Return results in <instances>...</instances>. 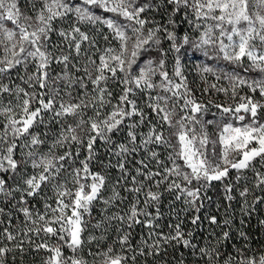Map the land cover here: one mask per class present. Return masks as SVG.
<instances>
[{
  "label": "snow or ice",
  "instance_id": "snow-or-ice-1",
  "mask_svg": "<svg viewBox=\"0 0 264 264\" xmlns=\"http://www.w3.org/2000/svg\"><path fill=\"white\" fill-rule=\"evenodd\" d=\"M173 5L174 12L184 11L185 15L191 12L197 21L211 20L214 23L208 24L199 38L190 41L189 37H183V43H191L192 47L202 52L209 59H223L232 64H242L245 58L250 62V68L264 73V0H167ZM39 4V7H37ZM151 3L138 4L137 0H27V9L34 13L28 15L26 10H22L19 0H0V94H13V89L5 83L9 74L18 66H23L27 75L26 83L29 86L38 85L40 89L49 88V82L56 83V80L64 82V95L69 99L65 100L61 95L59 87H51L52 95L45 100L46 93H28L23 88L16 86L15 95L17 98L23 93L21 103L16 105L20 111L19 118H15L14 109L11 106L0 108V115H5L7 123L4 124L0 132V172H12L21 167V164L14 159V153L18 145L16 141L21 137L30 136V143L26 145L32 149L45 144L39 135L30 131L39 122L44 123L42 113L49 112L52 119L60 125L59 136L49 147V155L36 158L37 153L27 152V157L32 159V167L40 171L28 177L24 184L26 187H7V181L0 178V193L11 196L13 191H22L20 203L26 204L25 196L37 195L42 185L52 184L56 192V207L46 204L44 213L37 212L36 219L32 218V213L28 207H22L26 222L30 221L32 227L25 225L23 234L28 233L39 235L40 232L59 235V239L71 250L72 255L64 256L61 246L49 247L46 243L36 245L37 249L44 248L52 255L46 264H86V261L76 255L82 247L84 241L81 234L84 231L83 214L89 213L93 201L99 198L100 191L105 183V177L99 173H92L89 169V161L93 158V145L97 139L105 143L111 142V135L120 131L127 120L133 117L128 124L129 144H119L117 155L135 152L137 133L134 129L145 123L146 113L138 106L135 99L136 93L159 90L155 96L149 95L147 107L159 117L158 123L163 128L167 125L172 129L171 135L175 137L176 144H172L171 139L166 137L163 131H158L156 124H151L149 131L144 135L141 144L144 148L149 145H162L172 148L168 160L171 166L163 161L157 160L162 171L143 172L137 169V175L143 176L146 181H154L157 188L161 184H166V191L176 194V199L183 198L184 203L199 211L198 202L206 194L207 189L214 181H223L229 176L231 170H236L239 174L243 170L252 168L255 171L254 186L261 188L264 186V173L255 168L254 161L264 168V123L260 122L258 113L264 110V103L254 100L252 96H240V102L235 106H224L216 104L220 110L221 118L228 117L231 120L245 121L250 117V123L235 126L231 122L217 124L215 138H212L207 126L216 123L214 120H207L202 123L198 116L207 111L206 107L198 102L189 88L187 77L181 69L179 56L176 57L174 76L179 78L178 82L170 78L165 67L166 51L160 49L158 60L148 59L137 71H133L137 65L142 52L150 50L152 45H160L161 41L157 33L163 29L167 33V39L173 43L171 48L179 53L181 45L176 43V36L173 32H168L163 25H158L155 29L145 26L151 23L150 20L142 18V13L152 8ZM93 9H100L106 13H112L115 17H121L127 23H120L113 17L98 15ZM75 17L74 23L69 29H61L58 35L62 38L68 49L67 52L59 44L52 43V33L56 31L53 22L57 20ZM80 23L91 25H103L109 29L113 38L118 40L119 48L107 47L99 55L97 63L93 59L94 53H85L86 60L82 67H79V57L82 55V45L87 42L90 48L96 47L95 41L82 31L78 26ZM169 23L174 21L169 20ZM191 23V21H190ZM11 25V26H9ZM199 29L201 25H194ZM218 31L219 35H215ZM104 36V40H108ZM227 41V43L225 42ZM145 46H148L147 48ZM59 55L56 54V51ZM99 51V49H97ZM73 53L75 54L73 56ZM73 60L76 62L73 63ZM53 63L62 64L65 71L62 76L53 79L50 68ZM29 65H33L35 71L27 73ZM76 72H83L82 76H76L68 71L69 66ZM249 69H245L248 71ZM216 69L205 65L200 68V72L215 74ZM118 73H123L122 77ZM159 75L160 82L154 81L153 77ZM231 86L232 99L238 95L237 90L246 86L252 93L259 92L264 97V78L246 79L236 73H224ZM203 79V75L201 76ZM21 79H24L22 76ZM220 79V76H217ZM109 81H118L123 86L121 94L116 97L117 103L112 104L113 93L109 90ZM93 87L89 89L88 85ZM218 92L227 94L229 88H217L211 85ZM80 89L76 96H73L75 89ZM208 89L205 88V91ZM160 92L164 93L163 95ZM39 106L33 108L32 102ZM211 103V102H210ZM111 107V111L102 114V109ZM91 109L93 116H87V110ZM71 117L72 123H68L65 118ZM86 117V118H85ZM197 125L199 129H197ZM46 135V134H45ZM68 144L69 150L62 155H57L53 149L64 147ZM78 146L75 153L71 151V145ZM86 147L89 155L85 160L80 161L81 167L72 169L73 182L77 185L73 192L66 187L65 183H59L62 171H66L65 164L73 160V156H79V149ZM153 158L157 157L155 151L151 152ZM143 164V161H141ZM119 167L124 170V164ZM147 168V164H143ZM158 178V179H157ZM239 175L237 179H239ZM133 184L136 185L127 189L136 194L137 198L124 215H116L112 219L126 222L129 227L133 224H140L139 217H149L152 213L147 208L152 204H158L161 193L153 192L150 188L145 192L144 181L137 182L136 177H132ZM55 181V183H53ZM88 181H91L88 183ZM226 199L232 200V187L225 186ZM113 199L121 200L119 192L113 190ZM249 188L245 187L241 192V197H246ZM143 194V207H140V195ZM65 198L69 202H65ZM111 201H105L110 203ZM264 202V198L257 197L254 203ZM71 210V215H67L66 210ZM3 212V209H0ZM48 212L53 215L48 217ZM156 215L159 216L157 209ZM211 223H216V218L209 217ZM199 216L192 219L195 224ZM40 222H43L40 224ZM11 223V221H9ZM227 224L228 221H225ZM264 223V221H262ZM40 224V226H36ZM59 225V229L53 227ZM146 225L152 226V221L147 220ZM97 227H100L97 224ZM17 234L5 228L0 237L8 242L15 241ZM151 245L144 241L148 249L147 254H158L161 247V240L167 244L172 241L183 243L185 247L196 249L190 239L185 238L180 226L176 225L174 235L158 234ZM68 239H65V237ZM191 236V233H188ZM228 232H224L223 239H228ZM241 236H245L241 233ZM31 240L30 237H28ZM129 235L118 237V243L122 250H130ZM128 246L127 249L125 246ZM15 248L23 251L21 244H16ZM13 248L7 244L0 247V264H6L5 258ZM238 257L229 255L224 260V264H264V253L259 255H246V249H237ZM145 255L142 249L139 253ZM200 257L204 258L206 264H219L222 254L218 247H203L198 249ZM89 255L93 253L89 252ZM102 258V264H127L128 257L114 252L109 246L106 251L96 253ZM134 262L136 257H131Z\"/></svg>",
  "mask_w": 264,
  "mask_h": 264
},
{
  "label": "trees",
  "instance_id": "trees-1",
  "mask_svg": "<svg viewBox=\"0 0 264 264\" xmlns=\"http://www.w3.org/2000/svg\"><path fill=\"white\" fill-rule=\"evenodd\" d=\"M19 3L22 7V10L28 11L26 8L27 0H19ZM137 3H145V0H139ZM173 8V5L164 2L161 7L156 8L155 13L150 12L149 10H147L145 13H142V18L150 20L153 19L151 17L157 14L158 16L156 17V19L159 22L157 25H163L167 28L169 32H173L179 37L182 36L185 32H189L190 16L189 13L185 15L183 10H181L180 12H174ZM93 11H95L96 13H100L98 9H93ZM107 16L115 18L118 22L122 24L127 23V21H124L123 18L115 17L114 14H107ZM169 20L174 21V23H169ZM165 34L166 33L163 32V29L157 33V36L161 41L160 45H152L149 51L141 53L137 65H134L133 67L134 72L137 71L138 67L145 64L148 59L158 60L160 58L159 50L161 48L165 50L166 44L168 43L166 41L167 38ZM91 35V39L95 41L97 49L102 52L105 49L107 42L103 43L95 33H91ZM52 41L54 44H56L53 38ZM109 45H111L112 48H118L114 42L108 43V46ZM187 45L185 46L186 48L188 47ZM96 47L90 48L88 43H84L82 45V55L79 57V67H82L85 63V53L87 52L91 54V49L95 50ZM145 47L147 48V46ZM97 49L95 51H97ZM195 51L196 49L190 52V59H193L190 62L202 60L205 62V64H211L216 68L220 66L219 63L213 62L212 59L205 57L202 53H196ZM100 52L93 56V59H96L97 62ZM74 55L75 54L73 53V56ZM185 60L186 59H184V61ZM184 61L182 62L184 63ZM75 62L76 61L73 60V63ZM228 68H225V70H227ZM73 70L74 72L71 73L75 74L76 76L83 75L82 71L76 72L74 68ZM33 71H35V69H33V66L29 65L27 68V73L30 74ZM63 72L64 69L61 68L60 70L58 65L56 68L54 67V71L51 73V75L53 78H55L54 80H56V77L62 76ZM9 75V79L16 82L15 87L18 85L20 88H23L28 93L35 92L39 94L43 93V90H45L40 89L38 85L29 86V83L25 82V80L27 79V75L23 66H18ZM22 76L24 77V79H21ZM118 76L122 77L123 73H118ZM158 76L159 75H157V77ZM109 83V90L113 93L112 104L115 105L117 103L116 97L121 94L123 86L120 85L118 81H109ZM54 85L55 86L52 87H59L60 90L65 89L64 82L62 80H56V83ZM50 88L51 87L45 90L47 91V93H49V96L52 95ZM79 91L80 89H75L73 91V96H76ZM47 98L48 96L45 95L44 99L46 100ZM135 99L137 100L136 96ZM137 103L138 106L142 108L147 115L145 123L141 124L138 128L134 129V131L140 129L142 130V133L147 134L151 124L154 123L153 119L156 114L152 113L151 109H147V106H143L142 104H140L141 100H137ZM32 106L33 108L37 107V103L33 101ZM110 111L111 107H107L104 109L105 113ZM47 115L49 114L47 113ZM93 115V111L91 109H88L87 116ZM262 116H264V113L262 114ZM47 117L49 118L48 120L44 119V123H40L38 127L36 123L30 131L32 132V134L39 135V137L45 141V144L41 145V152L49 154V147H51L53 141L59 136L61 128L55 122V120L50 119L52 118V115H49ZM205 118L207 120L210 119L216 121V125L222 124L224 122L223 119H216L214 116L210 115H207ZM136 119L138 118L133 117L130 120V123H132L133 120ZM65 120L68 123H72L71 117H68ZM156 125L157 129L163 131L165 136L169 137L171 139L172 144L175 145L176 139L174 136L171 135L173 130L169 129L167 125H164L163 128L160 127L159 123ZM212 127L209 126V129L207 131L212 138H215V128L213 129ZM119 133L120 131L110 134L112 146L115 145V143L113 142L114 139L117 141L120 139V136L118 135ZM121 144H129V138H127ZM129 146L133 147V145ZM154 147L158 151H160V156H158L159 159L156 158L155 160H160L167 163L168 155L170 152L173 151V149L162 145H154ZM146 149H143V151H145ZM103 150L104 149L101 147L98 154L95 153L93 155V158L88 162L89 169L92 170L93 173H100V167L103 168L105 167V165H107L110 169V174L107 175L105 171H102L101 173L107 175L109 178L112 177L115 179L110 180V186L112 187V190H110V192L106 195H109L107 201H111L110 206H115L118 204V200L113 199L114 193H111L115 189L116 192H119L120 197L122 198L121 200L127 202V207L129 208L130 205L135 202L137 196H127L124 194L125 188L123 187L120 180L117 179V175L120 172L119 164L123 163L124 166L127 167L128 163L135 164L141 160V157L142 155H144V153L143 151L137 152L136 150L135 152L117 155V148L111 154L113 161H111V159H108L111 162L110 164H107V157L101 156ZM53 151L57 155L61 153L59 147L54 148ZM88 155L89 153L85 152L83 157L86 159ZM111 164L112 166H109ZM247 172H245L246 177H242L240 180H234V178H231L230 180L225 179L223 181L212 182V184L207 189L206 194L202 196L201 200L198 202L199 211H197L196 208H192L186 205L184 203L183 198L177 200L176 194L166 191V187L164 185H160V187L157 188L156 185H154V181L137 180L138 182L144 181L145 192L150 188L153 192L161 193L159 203H154L147 208V211L152 213V218H146L141 216L139 217V219L142 221V223L133 224L132 227H129L126 222L124 225H120L119 222H117V219L111 218L112 216L109 217L110 220H106L108 218H104V220L102 218H99L104 213L110 215V211L104 212V210H106L104 207H100L97 202L93 203L90 210L91 214L87 216H92V218L86 217L87 220H84V231L82 234L84 244H89L90 241H92L94 245V249H92V251L95 253H102L106 251L109 246H111L119 254H123L128 257L127 264H206L205 259L200 257L198 254V249L206 246H215L219 248L222 254V259L219 261V264H224V260L227 259L229 255L238 257L237 249H246V255L249 256L264 253V223H262V221H264V202L254 203L257 197L264 198V187L262 186L261 188H256L254 186L255 180H253V173ZM19 176L20 172L19 170H16L15 173L7 172L0 177L7 181V187H11L14 189V183L11 184V182H13L12 180H16ZM58 181L59 183L64 182L63 180ZM226 185L232 187V200L226 199V195H228L225 192ZM245 187L249 188V193L246 197H241L240 192ZM17 193H22V191H14L13 196H11L12 200L7 198L3 199L1 198L0 194V209H3V212H0V233H3L4 230L2 228L7 226V224H9V221H11L9 220L8 214H17L13 212V210L15 211L19 206L22 205L20 203V196ZM124 197L127 200H125ZM143 199L144 197H140V207L144 206ZM25 200L27 201V203H29L28 205H30L31 207H34L39 202V200H36L35 196H25ZM157 209L159 211V216L156 215ZM196 216H199V220L197 221V223L193 224L192 219ZM213 216L216 218L215 224L211 223L209 219V217ZM145 219H149L152 221L151 227H146ZM225 221H228V223L226 224ZM97 224H99L100 227H97ZM176 225L180 226V230L184 233L185 238L190 239L192 244L196 245V249H193L191 247H185L182 242L178 243L176 241H172L170 243L165 244L161 240V247L159 253H153L151 255L147 254L148 249L145 247L144 241H147V243L151 245L156 239L160 238L158 234H163L165 236L174 235ZM21 229L22 228L20 227H15L12 232L13 234L19 233L17 237H19L20 240L23 241V243L21 244V247H23L26 246L24 241L29 238L28 236H25L23 234V231H21ZM224 232H228V239H223ZM188 233H191L190 237L188 236ZM241 233H244L245 236L242 237ZM125 234H128L130 237L128 243L131 246V249L127 251L122 250L118 243V237L123 236ZM13 243L14 241L8 242L2 237H0V247L7 244L8 247L13 248V251L8 253L5 258L6 264H32L33 260L29 259V254L31 253V250L26 249L25 251H20L19 248L13 247ZM127 247L128 246L126 245L125 248L127 249ZM142 249L145 251V255L139 254ZM65 251L67 253H70L68 248H65ZM78 253L79 252H77L76 254ZM133 255H135L136 257L134 262L131 259ZM233 264H235V261H233Z\"/></svg>",
  "mask_w": 264,
  "mask_h": 264
},
{
  "label": "rangeland",
  "instance_id": "rangeland-1",
  "mask_svg": "<svg viewBox=\"0 0 264 264\" xmlns=\"http://www.w3.org/2000/svg\"><path fill=\"white\" fill-rule=\"evenodd\" d=\"M138 1L139 0H137V2ZM74 2H79V0H74ZM164 2H167V0H145V3H151L153 5L152 8L149 9V11L154 12V13L156 11V8L161 7L164 4ZM37 7H39V4H37ZM26 8H27V5H26ZM98 11L100 12V13H97L98 15L105 16V17H109V16H107V14H112V13L103 12L100 9H98ZM27 14L28 15H34V13L31 12L30 10L27 11ZM157 16L158 15L156 14L153 17H151L153 19H150L151 23L147 24L145 26V29H147V28L155 29L158 26L157 24L159 22L156 19ZM189 16H190L189 22L191 21V23H189L190 24L189 32H187V33L185 32L182 36H179V37H178V35H175L176 36V43L178 45H181V50L179 53L175 52L171 48V45L173 42L169 39H166V41L168 43L166 44V47H165V51L167 53L165 56V61H166L165 67L169 73L170 78L176 80L177 82L179 80V78L175 77L173 74L174 67H175V60H176V57L179 56L180 61H181L182 72L187 77V83H188L189 88L192 89V93L194 95V98L198 102L202 103L207 109V111L203 112L202 114H200L198 116V119H200L202 123L207 121V119L205 118L207 115L208 116L209 115L214 116L216 119H223L224 122H231L235 126H241L242 124L250 123V117H246L245 121H243V122L231 120L228 117L221 118L220 110L217 109L215 107V105L221 104L224 106H228V105L235 106V104L240 102V96H252L254 100H257V101L264 103V97H261L259 95L258 91L256 93H252L246 86L240 87L237 90L238 95L236 96L235 99H232L230 83H229L228 79H226L224 76L225 72L236 73V74H238V75H240L246 79L252 80V79L264 78V73H260L257 70L251 69L250 68V62L247 60V58H245L243 63L239 64V65L232 64L228 61H224L223 59H212L213 62L219 63L220 66H218V68L212 66L211 64H205V62L202 60L190 62L193 60V59L192 60L190 59V56H191L190 52L194 51L195 49L192 47L191 43H189L188 45L184 44L183 43V37L185 35H187L189 37L190 41H195L199 38L200 34L204 31V28L206 27V25L213 24L214 22L211 20L197 21L195 19V17L191 14L190 11H189ZM74 23H77L74 16H72L69 19L57 20V21L53 22V26L56 29V31L54 33H52V35H53L52 38L54 39L55 43L59 44L61 46V48H63V50L66 52L68 51V49L66 47V44L63 42L62 38L58 35V32L61 29H65V30L69 29ZM196 23H199L201 25V27L199 29H196L194 27V25ZM9 26H11V25H9ZM78 26L81 28L82 31L86 32L90 38L92 37L91 33H93V34L95 33V34H97V36L101 39V41L103 43L107 42L105 48L111 47V45L108 46V43H110V42H114L116 44V46L119 48L118 40L113 38L111 31L109 29H107L106 26H103L100 24L91 25V24H86V23H80V24H78ZM215 35H217V36L219 35L218 31L215 33ZM104 36H108L109 39L107 41L104 40ZM165 36L167 38V33L165 34ZM225 42L227 43V41H225ZM52 43H53V41H52ZM85 43H87V42H85ZM186 45L188 46L187 48L185 47ZM96 49H97V47L95 48V50ZM91 50H92L91 53H94L93 56H95L97 53L100 52V50L99 51H95L93 49H91ZM53 51H56V49H53ZM102 52H100V54ZM195 52L196 53H202L199 50H196ZM2 54H3L2 51H0V55H2ZM56 54L59 55V52L56 51ZM182 54H184L185 56ZM184 59H186V60L184 61ZM182 61H184V63ZM98 62H99V60H98ZM58 65H59L60 70H61V68L64 69V66L62 64L53 63L51 65V68H50V73H52L54 71V67L56 68ZM143 65H141L140 67H142ZM205 65L212 66L214 69H216L215 74H213V73H203L202 74L200 72V68L205 66ZM31 66H33V65H31ZM225 68H228V69L225 70ZM246 68L249 70L245 71ZM33 69H34V66H33ZM64 71H65V69H64ZM68 71L74 72L71 65L69 66ZM202 75H203V79L201 78ZM217 76H220L219 80L217 79ZM9 77H10V75L7 77V79L4 80V82L9 84V86L13 89V94H9V93L0 94V108H3L5 106L13 107L14 116H15V118L18 119L19 118L18 113L20 110L18 108H16V105L18 103H21V101L24 97L17 98V96L14 94L15 90H16V87H15L16 82L9 79ZM53 79H55V78H53ZM153 79H154V81L159 83L161 78L159 76L158 77L154 76ZM213 84H215L217 88H229V92L227 94H225L224 92H218V91H216V89H213L211 87V85H213ZM109 85H110V83H109ZM52 86H55V85L52 84L50 81L49 87H52ZM88 87H89V89H91L93 86L91 84H89ZM205 88H207L208 90L205 91ZM45 90H43V93H46V95L49 96L48 95L49 93H47V91H45ZM158 91L159 90H153L150 92L149 91H145V92H139L138 91L135 96H136L137 100H141L140 104H142L143 106H147V103L149 102V100H148L149 95L155 96ZM64 92H65V89L61 90V95L63 96V98L65 100H68L69 97L64 96ZM160 94L163 95L164 93L160 92ZM20 96H23V93H21ZM44 98H45V96H44ZM37 106H39V105L37 104ZM147 109H148V107H147ZM101 111H102V114L105 113L104 109H102ZM47 113L50 116L52 115L49 112H44L42 114L43 119H47V120L49 119L47 117V116H49V115H47ZM263 113H264V110H261L258 113V116H259L261 123H264V116H262ZM66 118H68V117H66ZM50 119H52V118H50ZM208 120H210V119H208ZM158 121H159V117H157L155 115V117L153 119V122H154L153 124H158ZM5 123H7L6 116L0 115V132H2ZM39 124L40 123L37 122V127ZM128 124H130V120H127L126 123L121 127L120 133L118 134L120 136V139L118 141L115 139L113 140V142L115 143L114 146L111 145L112 140L110 143H105L103 140L97 139L96 143L93 145L94 154L95 153L98 154L100 148L102 147L104 150H103V153L101 152L102 153L101 156H106L107 157V164L108 163L110 164V162L113 161L111 154L115 151V149H117L116 146L121 144L122 142H124L127 138H129L127 135L128 131H129ZM209 126L210 127L213 126L212 128L213 129L215 128L214 132L215 133L217 132V125L215 123L213 125H208L207 130L209 129ZM197 129H199L198 125H197ZM157 130L160 131L159 129H157ZM135 132L137 133V142L135 145H133V147L136 148L137 152H139V151L142 152L143 149H146V148H143V146L141 144V141H142L145 134L142 133V130H140V129L135 131ZM30 139H31L30 136H25V137H21L20 139H18L16 141L18 148H17V151L14 153V159H16L21 164V167H19L17 169L20 172V176L16 180H12L13 182L10 181L11 184L14 183V186H15L14 189L20 188L21 190H23L26 187V185L24 184V181L28 177H30L33 174H36L40 171V169H38V168L34 169L32 167V159L27 157V155H26L27 152L34 150L37 153V155H36L37 159H39L43 156L49 155V154H46L45 152H43V153L41 152V145L36 149H32L30 147H27L26 145H28L30 143ZM97 143H99V144H97ZM66 144L64 147H59V149L61 151V153H59V155H62L66 150H69V146H68V144L67 145ZM77 148H78V146L75 145L74 143L71 145V151H73V153L76 152ZM152 151H155L157 153V157H155V158L152 157V155H151ZM85 152H87L86 147L80 148L79 149V156L77 157L74 155L73 160L68 161L65 164V168L67 170L62 171L61 177L58 178V180H61V181L63 180L64 181L63 183L67 182L66 187L71 189L73 192L76 190L77 185L73 182L72 169L81 167L80 161L85 160V158L83 157ZM159 152L160 151H158L154 147V145H149L148 148L145 151H143L144 155H142L141 160L139 162H137L135 164L128 163L127 164L128 167L124 166L123 171L121 170V168L119 169L120 172L117 175V179L120 180L123 187L125 188V191H124L125 195H127V196L135 195L136 196L135 193L127 190V189H131V188L136 186L133 184V180H132L133 176L136 177V180H144L143 176L137 175V171H136L137 169H141V171H143V172L162 171L161 166L158 165L157 161L155 160L156 158L159 159V157H158V156H160ZM108 159H111V161ZM141 161H143V164H147L148 167L144 168L143 164H141ZM253 163H254L256 169H258L259 171L264 173V168L260 167V165L257 161H254ZM165 164H167L168 166H171L169 160ZM109 166H112V164ZM90 171L93 173L92 170H90ZM100 171L101 172L105 171V173L107 175L110 174V169L107 165H105V167H103V168L100 167ZM247 171H249V172H247ZM101 172L100 173L95 172V173H99L100 175H103L105 177V183H104V186L102 187V189L100 191L99 198L97 200L93 201V203L97 202L100 207H104L106 209V210H104V212L110 211V215L103 212L104 214H102V216L99 217V218H102L103 220H104V218H108L106 220H110L109 217H111V216L114 217L116 215H124L128 211L129 208L127 207V202L124 200H120V201L118 200L117 201L118 204L115 206L114 205L110 206V203H105V201H107V198L109 196V195L108 196H106V195L110 192V190H112L111 189L112 187L110 186V183H111L110 180H115V179L112 177L109 178L107 175H104ZM245 172H247V173L252 172L253 178H254L253 180H255V171L252 168L247 169V170H243L239 174L236 172V170H231L229 173V176L225 179L230 180L231 178H234V180H240L242 177H246ZM4 173L5 172H0V176H3ZM238 175L240 177L239 179H237ZM0 178H2V177H0ZM90 182L91 181H88V183H90ZM53 183H55V181ZM60 183H62V182H60ZM154 185H155V183H154ZM161 185H164L166 187V184H161ZM7 186H8V183L6 184V188H7ZM111 193H113V191ZM0 194H1V198H3V199L7 198V199L12 200L11 196H13L14 191H13L11 196H5L2 193H0ZM17 194L21 198L22 193H17ZM34 196L36 197V200H39L38 204H36L34 207H31L30 205H28L29 203H26V204H22L21 206H19L15 211L13 210V212H15L17 214H14V213L8 214L9 220H11V223L7 224V226L2 228L3 230L5 228H8V230L12 232L15 227H20V228L24 229L26 224H27V227L33 226L30 221L26 222L23 212L20 211V209L22 207H28L29 208V211L32 213L33 219H36V213L37 212L44 213L46 211V208H45L46 204L51 205L53 208L56 207V192H55L51 183L48 184L47 186L42 185L40 192ZM111 197H112V194H111ZM140 197H143V194H141ZM124 199L127 200L125 197H124ZM65 202L67 203V202H69V200L67 198H65ZM93 203H92V205H93ZM92 205L90 206V210H91ZM66 212H67V215H71L70 209L66 210ZM89 214H91V211H89V213L83 214V220H87V218H92V216L87 217ZM52 215L53 214L51 212H48V217H51ZM148 218H152V216H149ZM146 221H147V219H145V222ZM117 222H119L120 225L125 224V222L120 221V220H117ZM42 223L43 222H40V224H42ZM40 224H38L36 226L38 227V226H40ZM52 226L59 229V225H57V224H53ZM83 227H84V225H83ZM146 227H148V226L146 225ZM82 234H83V232H82ZM82 234H81V238H82ZM28 237H30L31 240H29V239L25 240L24 243L26 246H23L22 248H23V251H25L26 249L31 250V253L29 254V259L33 260L32 264H46V261L52 255L51 252L47 251L44 248H40V249L36 248V245L41 244V243H46L47 245H49V247L59 245V246H61V250H62L64 256L72 255L71 250L64 244L63 241H61L59 239V235L53 236L51 234H45L44 232H40L39 235H36L34 233H28ZM65 239H68V237L66 236ZM22 243H23V241L20 240L19 237H17V239L13 243V247L15 248L16 244H22ZM65 248H68L70 253H67L65 251ZM92 249H94V245H93L92 241H90L89 244L83 243L82 247L78 250L79 253L76 255L79 256L80 258H82L83 260H85L86 264H102V258L100 256L95 255L96 253L93 252ZM89 252L93 253V255H89ZM114 252L119 254L117 251H115V249H114Z\"/></svg>",
  "mask_w": 264,
  "mask_h": 264
}]
</instances>
